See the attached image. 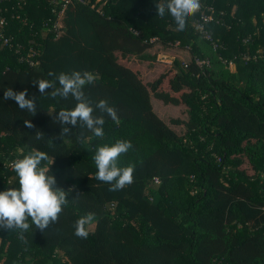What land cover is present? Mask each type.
Listing matches in <instances>:
<instances>
[{"label": "trees", "instance_id": "1", "mask_svg": "<svg viewBox=\"0 0 264 264\" xmlns=\"http://www.w3.org/2000/svg\"><path fill=\"white\" fill-rule=\"evenodd\" d=\"M161 2L74 1L56 35L50 26L60 1H2L10 43L0 42V191L19 186L7 162L33 150L48 154L45 165L54 158L57 186L73 190L43 232L33 225L21 240L0 230V264H264V0H200L184 31L167 12L157 15ZM207 6L212 20L203 27L214 50L194 26ZM154 42L177 52L145 84L132 61L152 60ZM74 70L94 74L84 88L93 106L105 99L117 110L116 121L105 116L103 139L79 127L61 139L54 117L76 101L41 95L32 84ZM7 88L35 95L36 114L4 101ZM150 95L186 108L183 133L152 110ZM118 139L133 145L119 166L133 165L134 180L113 192L96 180L93 156ZM87 213L95 221L81 239L73 226Z\"/></svg>", "mask_w": 264, "mask_h": 264}, {"label": "clouds", "instance_id": "2", "mask_svg": "<svg viewBox=\"0 0 264 264\" xmlns=\"http://www.w3.org/2000/svg\"><path fill=\"white\" fill-rule=\"evenodd\" d=\"M201 8L200 0H163L156 4L157 15L163 17L167 12L174 20L177 31H184L188 18L195 15ZM54 79H36L33 86L38 87L41 95L48 93L51 98L60 97L67 100L70 96L76 101L74 108L61 109L54 119L61 126L60 138L72 134L77 127L86 129L95 137L104 138L105 116L113 121L118 119L115 107L108 101L101 99L95 103L89 100L84 92L86 85L94 83L95 76L89 71L61 72L58 75L49 72ZM57 82L58 85L57 86ZM51 89V91H47ZM4 101H14L21 110H26L34 116L37 112L36 96L27 94V89L14 91L7 88L3 91ZM99 112V115L94 113ZM27 128H33L30 120H25ZM71 126V127H69ZM36 139H42L43 133L37 131ZM83 133L78 139L83 140ZM133 145L130 141L118 139L115 143L98 145L93 156L98 181L110 185L109 191H120L131 185L134 180V166H119V158L126 154ZM54 159V158H53ZM50 165L43 162L49 160L47 153L33 150L28 154L9 162V166L18 178V187H10L0 191V230L18 232L19 238L25 240L24 233L34 225L43 232L49 225L56 223L64 206L68 203L69 193L57 186L56 177L50 174ZM79 193L73 199L77 198ZM31 223H30V222ZM95 221L94 213L81 216L74 223V235L87 239L89 232L87 226Z\"/></svg>", "mask_w": 264, "mask_h": 264}, {"label": "rangeland", "instance_id": "3", "mask_svg": "<svg viewBox=\"0 0 264 264\" xmlns=\"http://www.w3.org/2000/svg\"><path fill=\"white\" fill-rule=\"evenodd\" d=\"M150 55L153 54L154 58L148 61H142L136 58H133V65L137 67L140 71V76L142 81L150 83L153 79L161 73L164 69L168 68V64L171 58L176 55L175 48H169L163 46L160 43L154 42L150 50L147 51ZM181 56V53H179ZM164 84V82H162ZM150 103L152 110L174 131L181 134L184 131L183 121L186 120V108L182 105H173L170 103L164 104L154 96L150 95ZM182 120L181 123L179 121ZM177 121V122H176ZM179 123V124H178ZM241 168L245 169L247 173H251L250 167L243 160V163L240 165Z\"/></svg>", "mask_w": 264, "mask_h": 264}, {"label": "built area", "instance_id": "4", "mask_svg": "<svg viewBox=\"0 0 264 264\" xmlns=\"http://www.w3.org/2000/svg\"><path fill=\"white\" fill-rule=\"evenodd\" d=\"M3 0H0V42L3 44V45H6V44H9L10 40L7 36H5L4 34V26L6 24V19H5V16L3 15V9L1 8V3H2ZM60 1V8L59 10H57L55 12V19L54 21L52 22L51 26L52 27V30L55 31V34L57 35L58 32H59V28H60V17H61V14H62V10L64 9L65 5L68 4V3H72L74 1L76 2H80V3H84L86 1H89V0H58ZM99 1V0H97ZM105 1V0H102V2ZM206 11H200L199 12V15H198V18L195 20L194 22V26L195 28L197 29L199 35L205 39L206 41H208V43L210 44L211 48L214 50L217 46V44L215 42L212 41V37H211V33L209 30L205 29L203 27V24L208 22V21H211L212 20V8L210 6H207L205 7ZM155 38H151L150 41L154 40ZM176 44V42L174 43ZM243 58H247L245 56H243ZM194 61L195 63L198 65V66H202V65H208V59L207 58H194ZM228 63H230V61H228ZM9 162H7V167L8 169H10L11 167L9 166ZM154 181H156L154 179ZM9 183V179L6 180V184Z\"/></svg>", "mask_w": 264, "mask_h": 264}, {"label": "crops", "instance_id": "5", "mask_svg": "<svg viewBox=\"0 0 264 264\" xmlns=\"http://www.w3.org/2000/svg\"><path fill=\"white\" fill-rule=\"evenodd\" d=\"M170 63V62H169Z\"/></svg>", "mask_w": 264, "mask_h": 264}]
</instances>
